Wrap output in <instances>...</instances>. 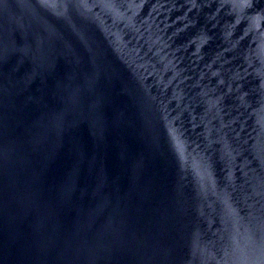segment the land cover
I'll use <instances>...</instances> for the list:
<instances>
[{
    "label": "water",
    "instance_id": "obj_1",
    "mask_svg": "<svg viewBox=\"0 0 264 264\" xmlns=\"http://www.w3.org/2000/svg\"><path fill=\"white\" fill-rule=\"evenodd\" d=\"M0 264H264V0H0Z\"/></svg>",
    "mask_w": 264,
    "mask_h": 264
}]
</instances>
